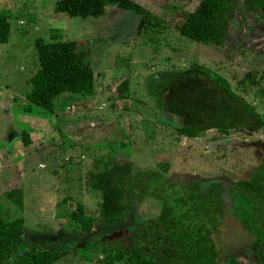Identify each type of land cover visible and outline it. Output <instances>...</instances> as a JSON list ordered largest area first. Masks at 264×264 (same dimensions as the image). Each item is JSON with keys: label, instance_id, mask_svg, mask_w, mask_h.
<instances>
[{"label": "rangeland", "instance_id": "1", "mask_svg": "<svg viewBox=\"0 0 264 264\" xmlns=\"http://www.w3.org/2000/svg\"><path fill=\"white\" fill-rule=\"evenodd\" d=\"M136 1L158 15L162 23L151 27L153 30H137L138 15L114 4H107L101 15L80 17L53 13L54 0H0V9L9 13L8 38L0 42V164L16 166L25 193L19 208L4 200L0 192L1 215L23 216L25 244L37 240L74 247L51 264H99L94 257L108 239L155 216L160 209L157 197H131L127 219L113 224L98 221L97 226L104 228L100 233H81L69 225L58 216L60 207L55 203L67 195L66 206L81 201L88 214L95 212L97 194L87 188L84 175L93 158L114 154L117 160L128 159L133 171L167 161L173 178L223 175L226 181L242 176L264 152V125L248 134L231 131L223 137L208 131L195 140L183 137L177 130L180 118L183 122L202 116L206 120L209 113H222L225 106L198 83L169 79L170 72L192 61L205 64L223 75L233 90L259 111L258 95L247 83L237 84L235 78L246 70L262 74L264 23L254 18L246 33L227 32L228 49L224 50L178 34L177 24L197 0ZM238 1L232 0L234 8ZM233 15L229 21L237 28ZM50 35L78 40L80 60L93 72L90 102L55 113L32 109L24 98L28 77L38 64L33 40L38 36L48 40ZM123 77L129 81L128 95L114 99V82ZM260 83L264 86V78ZM21 131L33 141L22 142ZM120 141L124 143L120 145ZM251 237L227 211L220 232V255L232 253L238 264H252Z\"/></svg>", "mask_w": 264, "mask_h": 264}, {"label": "trees", "instance_id": "2", "mask_svg": "<svg viewBox=\"0 0 264 264\" xmlns=\"http://www.w3.org/2000/svg\"><path fill=\"white\" fill-rule=\"evenodd\" d=\"M107 4L135 12L137 30H153L151 27L162 23L158 15L136 0H54L52 10L68 16H98L105 12ZM234 13L237 28H232L229 21ZM8 17V11L0 9V42L8 38ZM254 18L264 23V0H239L235 8L232 0H197L176 29L182 38L227 50V32L246 33L255 23ZM54 36L57 35H50L48 40L40 36L34 38L38 64L28 77L29 88L24 93L28 107L50 113L90 102L89 96L94 90L92 69L79 57L81 43ZM170 73L169 79L198 83L212 99L222 101L225 106L222 113H209L206 120L203 116L184 122L180 118L177 130L183 137L195 140L208 131L226 137L231 131L248 134L263 127L264 86L260 81L264 78V69L258 76L255 71L246 70L235 78L237 84L247 83L258 95L259 111L233 90L223 75L205 64L192 61ZM201 79L206 85L203 86ZM128 83L127 77L114 82L115 91L111 97H126ZM26 134L22 132L21 135L24 143L31 141ZM120 142V145L124 143ZM168 167L169 162L157 161L151 168L133 171L128 159L117 160L114 154L93 158L84 175L87 188L97 194L95 212L88 214L81 201L71 200L72 206H66L68 196L64 195L55 203L60 207L58 216L81 233H98L104 229L97 226L98 221L113 224L127 219L131 197L134 200L145 195L157 197L161 200L158 213L108 239L101 253L94 257L95 262L238 264L234 254L220 255L219 250L223 216L228 211L234 222H241L245 231L252 235L249 240L252 264H264V152L257 164L242 176L226 181L223 175L177 179L169 175ZM0 192L4 200L19 208L23 206V188ZM5 209L2 205L4 213ZM25 232L22 215L4 218L0 209V264H51L74 249L37 240L25 244Z\"/></svg>", "mask_w": 264, "mask_h": 264}, {"label": "crops", "instance_id": "3", "mask_svg": "<svg viewBox=\"0 0 264 264\" xmlns=\"http://www.w3.org/2000/svg\"><path fill=\"white\" fill-rule=\"evenodd\" d=\"M53 13H55V12H53ZM36 133L37 134L39 133L38 134L39 137L41 136L40 132H36ZM30 140L31 141H29V142L33 141L32 138H30ZM22 146L23 145H21L20 147H22ZM3 160H6V159H3ZM12 164H14V161L12 162ZM9 168H10V170H9ZM19 176H20V171L16 168V166L10 167L9 165L6 164V162H2V164H0V190L3 191V190L13 188V187L22 188L21 182L19 180Z\"/></svg>", "mask_w": 264, "mask_h": 264}]
</instances>
